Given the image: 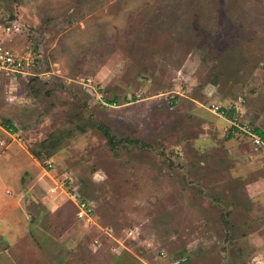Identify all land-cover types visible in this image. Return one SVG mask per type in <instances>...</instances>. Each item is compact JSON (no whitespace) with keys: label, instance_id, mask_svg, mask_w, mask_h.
Returning <instances> with one entry per match:
<instances>
[{"label":"rangeland","instance_id":"obj_1","mask_svg":"<svg viewBox=\"0 0 264 264\" xmlns=\"http://www.w3.org/2000/svg\"><path fill=\"white\" fill-rule=\"evenodd\" d=\"M0 7L1 24L21 26L0 28V40L35 57V76L0 79V190H25L29 221L25 248L0 264H165L161 251L264 264V149L228 137L229 119L209 109L233 108L264 132V0ZM91 118L122 142L113 149ZM5 119L20 144L3 135ZM52 135L48 167L31 151ZM72 190L94 204L93 222L77 218Z\"/></svg>","mask_w":264,"mask_h":264},{"label":"built area","instance_id":"obj_2","mask_svg":"<svg viewBox=\"0 0 264 264\" xmlns=\"http://www.w3.org/2000/svg\"><path fill=\"white\" fill-rule=\"evenodd\" d=\"M1 31H20L21 26L18 22L10 23L4 22L0 25ZM35 64V57L33 51L30 48H25L22 51H17L5 44L3 40H0V79L9 81H18L19 79L26 78L28 76H35L33 72V66ZM90 83V79L86 80ZM100 103L107 105L108 102L100 99ZM209 109L212 112L220 115L221 117L229 119L230 126L225 129L227 133H237L245 135L251 144L257 149H264V137L256 134L251 127L243 124L239 119H230L227 117L225 110L215 103L209 105ZM4 132L9 134V137L14 141L21 142L22 138L20 132L13 130L11 127L3 128ZM5 141L0 137V145H4ZM48 167L51 166V161H46ZM70 197L76 207V216L79 220L85 223L93 222V216L95 212L94 204L81 196H74L70 193ZM113 250H115L113 248ZM160 255L165 258V264H185L187 258L185 256L168 257L165 251H161Z\"/></svg>","mask_w":264,"mask_h":264},{"label":"crops","instance_id":"obj_3","mask_svg":"<svg viewBox=\"0 0 264 264\" xmlns=\"http://www.w3.org/2000/svg\"><path fill=\"white\" fill-rule=\"evenodd\" d=\"M0 9L2 8L0 7ZM6 11L8 10L6 9ZM10 20L5 21V23L6 22L7 23L17 22V20L16 21L15 20L10 21ZM31 25L35 26L36 24L31 23ZM0 34H1V31H0ZM4 41L6 45H8L9 47L17 51H22L24 49L22 48V46L19 47L17 42L11 38L4 39ZM11 128L17 131L16 127L11 126ZM3 135L6 137L9 136L7 132H3ZM18 143L20 144V142ZM12 145H18V144H14V142H12ZM40 179H43V176H39L37 178L33 177L30 180V182L36 185ZM53 180L54 179H52V182ZM18 189H19V186H18ZM18 192L19 193L12 195L11 189L9 188L5 191V193L0 190V253L11 254L10 251H12L13 249L15 250V248L17 247L20 250L24 249L25 244L22 243V241L25 240L29 235L28 234L29 233L28 215L23 207V203H25V200H24L25 190L19 189ZM69 199H71V197ZM71 202L74 205L72 199H71Z\"/></svg>","mask_w":264,"mask_h":264},{"label":"trees","instance_id":"obj_4","mask_svg":"<svg viewBox=\"0 0 264 264\" xmlns=\"http://www.w3.org/2000/svg\"><path fill=\"white\" fill-rule=\"evenodd\" d=\"M11 16H9V18H10ZM105 101H107L108 103H115L116 102V98H113V99H108V100H105ZM223 110H225V113H226V115H227V117H229L230 119H234V118H236V119H238V117L235 115L234 116V109L233 108H231V109H229V110H227V109H225V108H223L222 106H220ZM3 125L5 126V127H11V126H13V127H15L14 126V124L12 123V121H10V120H8V119H5V120H3ZM89 125L91 126V127H99L101 130H102V132L104 133V135H105V137H107V141H108V143L111 145V147L114 149L115 148V146H116V144H119V143H121L122 142V140H117L116 138H115V136L114 135H112L111 134V131H110V129L108 128V126L107 125H104L103 123H101V122H96L94 119H92L91 118V122L89 123ZM252 130L256 133V134H259V135H261L262 137H264V132L262 131V130H260L259 128H255V129H253L252 128ZM228 137H243V138H247L245 135H241V134H237V133H234V132H230V133H228V135H227ZM51 138H49L48 139V142H42V150H40V152H37V151H35V152H33V151H31V153L33 154V156L35 157V158H37L39 161H43V160H45V161H47L48 160V157L49 156H51V155H53V153H49L48 152V148H53V145H55L56 143H58V141H59V137L58 136H54V135H52V136H50ZM131 141V143H134V144H138V143H140V141L138 140V139H134V140H130ZM43 156V159H40V158H38V157H42ZM74 192V193H73ZM70 193L72 194V195H74V196H79L78 195V193H76L75 191H70ZM75 208V207H74Z\"/></svg>","mask_w":264,"mask_h":264}]
</instances>
